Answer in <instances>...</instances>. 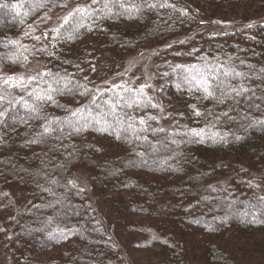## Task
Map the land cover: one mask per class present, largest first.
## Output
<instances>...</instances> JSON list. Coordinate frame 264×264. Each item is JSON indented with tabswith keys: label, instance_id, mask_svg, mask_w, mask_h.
<instances>
[{
	"label": "trees",
	"instance_id": "trees-1",
	"mask_svg": "<svg viewBox=\"0 0 264 264\" xmlns=\"http://www.w3.org/2000/svg\"><path fill=\"white\" fill-rule=\"evenodd\" d=\"M104 3L108 9L79 27L70 21L54 38L63 18L92 0H0V254L12 264H125L74 181L84 170L114 223L159 264L254 263L247 242L264 253V125L256 123L264 121V25L247 20L264 13V0H100L92 8ZM228 17L245 21L218 33L202 28ZM147 50L151 75L132 78L131 60ZM33 62L51 75L21 87L13 74ZM205 62L218 76L222 65L247 74L231 83L255 96L238 104L203 98L186 76L189 65ZM60 77L71 92L52 93L54 102L31 95ZM79 85L90 93L79 95ZM141 88V96L131 91ZM129 96L144 103L110 113ZM224 111L232 119L216 120ZM117 117L141 139L118 138ZM140 118L157 131H141ZM49 121L57 130L44 133ZM10 191L24 199L18 214Z\"/></svg>",
	"mask_w": 264,
	"mask_h": 264
},
{
	"label": "snow or ice",
	"instance_id": "snow-or-ice-1",
	"mask_svg": "<svg viewBox=\"0 0 264 264\" xmlns=\"http://www.w3.org/2000/svg\"><path fill=\"white\" fill-rule=\"evenodd\" d=\"M97 3H100V0H92V5H95ZM92 5H88L85 7L77 6L73 11L69 12L67 16L63 18V24L60 25V27L56 28L55 31V37H60L62 35L61 29L64 25H68L70 21H74L76 23V26H81V22L86 18L90 16H94L100 11H103V9H108L109 5L108 3H104L102 5L101 9H93ZM121 7H124L123 4L120 5ZM152 7H156V5H151ZM160 7H174V5H167V4H161ZM110 10V9H109ZM138 10V9H137ZM251 27V25H249ZM48 36V33H44V38L46 39ZM35 39L39 40L40 37H35ZM27 59V57H25ZM176 67H181L180 65H177ZM222 71L220 72V75H216L217 69L208 64L207 62L203 63L202 65H189L187 68L188 76H186V79L188 82L196 89L197 92L203 93V98H214L216 99L217 103L223 104L227 100H233L234 103H239V100L236 98L243 97L251 93V96H255V91L253 89H250L249 87H246L245 84L239 83L237 85H233L231 83V80H235L237 78L239 79H248L247 74L238 72L234 68H227L224 69V66H221ZM40 79H43L45 75H51V73H43V74H37ZM223 77V80H221L220 77ZM21 87L26 88L28 84H31L37 80V76H29L27 78V83H24V78L21 77ZM61 80H64L63 87H60ZM225 81H228L227 84H225ZM54 83L57 85L56 87H53L52 84H48L47 89H39V91H33L31 95H35L37 97L38 101H44L47 100L49 102H54V97L52 93H58L63 94L64 91L71 92L72 89L68 87V85L71 83L70 80H68L66 77H60V79H55ZM80 88H84V92L78 93L79 95H85L90 93V89H87L84 85H79ZM143 87H149L148 85H144ZM127 91V90H126ZM131 91L136 93V96H141L143 93V88H141L139 91L132 89ZM251 98V97H250ZM130 101V102H128ZM92 104H96V98L92 99ZM107 103V102H106ZM144 103V101H137L133 97L129 96L127 98V101L124 97H119L117 102H113L110 104V113L115 114L117 107H119L121 104H123L126 107H140V105ZM59 106V105H57ZM151 107H157L156 104H150ZM195 108V106H192ZM250 107H256L257 109L260 108V105H250ZM39 108V105H36L32 108V111L36 112ZM78 114L77 111L71 112L72 116H76ZM2 115V113H0ZM89 115L91 116V112H89ZM195 115L199 116L201 113L197 110L195 112ZM223 116L227 119H232V117L229 115V111H224L220 115H217L215 117L216 120H219ZM45 119H47L45 117ZM125 119H132L130 116L125 117ZM149 119H155V117H149ZM52 123L54 121H49L47 125L44 127V133H51L56 131V128L52 127ZM117 123L119 126L114 128V131L117 133L118 138H120V134L124 133L127 134L129 132L132 133V135L136 136V139H141L139 135L135 133L134 125L128 124L127 127H123L122 124H120L119 117H117ZM257 124L264 125V121H256ZM138 125H144L145 127L141 129V131H157L156 129H151L149 125H147L146 121L143 118H140L138 120ZM75 131H80L81 129L76 127L75 125H72ZM62 130V129H61ZM158 131L163 132L164 129L160 128ZM202 130H196L191 129L190 132L195 137L201 136ZM187 135V133H185ZM144 140H147V137H143ZM239 139V137H237ZM163 143V142H161ZM172 143H176L175 140L172 141ZM259 200L264 201V197H260ZM59 203V201H57ZM50 207L52 205H49ZM61 234H63V230H60ZM51 236V233L49 234Z\"/></svg>",
	"mask_w": 264,
	"mask_h": 264
},
{
	"label": "rangeland",
	"instance_id": "rangeland-1",
	"mask_svg": "<svg viewBox=\"0 0 264 264\" xmlns=\"http://www.w3.org/2000/svg\"><path fill=\"white\" fill-rule=\"evenodd\" d=\"M223 20V19H216ZM247 20V19H246ZM223 23H212L211 27L209 24L203 26L204 30H210L212 33L224 32V30L237 29L240 24L245 20H240L237 18H225ZM254 24H263L264 25V13L252 14L248 17L247 25ZM224 27V28H222ZM144 56H137L131 60L137 64L134 66L135 73H133L132 78H142L148 77L150 74L151 66L154 62L147 61V56L150 55V52L147 50ZM142 61V62H141ZM141 62V63H139ZM132 66V63L130 64ZM44 64L41 62H33L22 68L16 74H13L14 82L21 83L20 78H24V82H27L29 76H38L37 74L43 69ZM163 72V71H162ZM159 76L161 72L159 71ZM151 75V74H150ZM13 81V80H12ZM137 81V79H136ZM162 87V86H161ZM186 99L181 100V103H185ZM74 181L85 191L88 201L95 209L96 220L100 228L111 238L113 242L117 245L119 253L123 256L125 264H159L160 260L157 255L147 247L143 242L138 238H134L131 235L126 234L118 225H116L113 219L112 213L108 210L106 206L100 203L98 199V194L93 187L92 182L90 181V174L87 171L81 170L76 173ZM9 198L11 199L12 209L11 214H18L24 208L25 202L24 199L18 197L13 191H10ZM11 216V215H10ZM87 243V241L85 242ZM248 245H253L252 252H257L256 261L252 264H264V253L260 252V246L253 244V240L247 242ZM235 249V248H234ZM248 253V252H246ZM254 256V255H253ZM0 264H12L11 259L7 257L4 253L0 254Z\"/></svg>",
	"mask_w": 264,
	"mask_h": 264
}]
</instances>
